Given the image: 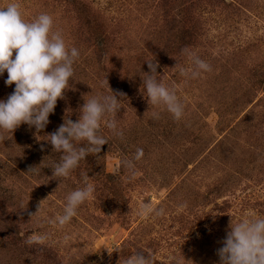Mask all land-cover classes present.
<instances>
[{"label": "rangeland", "instance_id": "1", "mask_svg": "<svg viewBox=\"0 0 264 264\" xmlns=\"http://www.w3.org/2000/svg\"><path fill=\"white\" fill-rule=\"evenodd\" d=\"M8 2L0 0V7ZM16 2L26 21L50 14L54 30L80 53L60 102L66 113L78 121L85 100L111 94L106 80L113 92L125 94L114 117L128 135V142L121 140L125 152L108 150L115 135L105 121L113 117L101 121L108 141L102 146L105 171L119 172L138 148L144 155L134 161V176L124 166L125 202L109 203L111 191L95 182L96 198L61 227L49 221L63 214L68 193L84 187L82 173L88 175L85 169L96 166H89L95 155L86 156L68 178L52 177L47 166L28 170L27 184L20 186L11 169L20 153L15 136H46L57 122L39 133L27 124L19 126L23 132L4 133L11 138L0 140V264H124L137 251L149 254L152 264H220L217 252L224 240L209 245L206 237L217 233L225 239L231 219L264 217V112L248 125L243 121L264 104V85L258 86L264 77V0ZM184 48L208 62L212 71L195 79L182 76L181 67H192ZM146 61L158 62V81L174 86L185 106L173 126L183 123L199 133L180 150H172L169 138L160 146L163 138L155 128L149 130L154 111L157 120L173 116L149 105L142 93L150 73ZM7 75L0 76V90L11 87L5 84ZM145 202L163 208L164 215H138ZM40 234L48 237L43 245L27 244L28 236Z\"/></svg>", "mask_w": 264, "mask_h": 264}, {"label": "clouds", "instance_id": "2", "mask_svg": "<svg viewBox=\"0 0 264 264\" xmlns=\"http://www.w3.org/2000/svg\"><path fill=\"white\" fill-rule=\"evenodd\" d=\"M181 51L192 63L189 69L180 68L182 76L195 79L202 73L212 71L211 65L196 53L188 48ZM79 55L77 48L66 45L61 31L54 30V20L50 14L41 13L31 21H26L16 0H9L0 7V76L7 71L5 84H15L14 91L7 99L0 100V140L10 139L4 133L13 134L21 124L34 127L37 133L45 129L58 99H64L65 91L69 89L70 79L74 76L73 64ZM146 63L150 73H146L143 79L145 91L142 93L148 104L162 107L176 121L181 120L185 106L176 88L158 81V62ZM103 84L108 86L111 94L85 100L77 122L68 119L55 132L46 135V141L53 146V151L62 153L60 162L51 166L52 177L68 178L86 156L101 152L102 146L108 143L99 134L101 121L106 116L113 117L105 121L106 127L113 135L123 137L114 117L121 109L120 101L125 94L113 92L108 80ZM152 116L154 119L160 118L155 111ZM143 155V149L138 148L132 160L124 161V166L133 176L136 174L134 161L141 160ZM35 168L30 167L29 172ZM82 179L84 187L68 193L63 214H58L50 223H58L61 227L68 224L77 215L78 208L93 196L95 187L88 182L87 173H82ZM41 205L42 201L37 212ZM138 215L160 217L164 215V209L154 208L150 202H145L139 206ZM229 228L223 246L217 252L220 264H264V217L245 218L236 223L231 219ZM47 238L46 234L30 235L26 242L29 245H43ZM107 251L111 256L113 251ZM124 264H152V261L149 254L137 251Z\"/></svg>", "mask_w": 264, "mask_h": 264}, {"label": "trees", "instance_id": "3", "mask_svg": "<svg viewBox=\"0 0 264 264\" xmlns=\"http://www.w3.org/2000/svg\"><path fill=\"white\" fill-rule=\"evenodd\" d=\"M264 85V77H260L258 80V86H263ZM15 84L11 85L10 89H1L0 90V100H6L7 97L14 91ZM2 93V94H1ZM61 99H58L57 105L55 107V110L52 114L49 116V123L53 124V122L56 120V124L52 125L54 127L53 132H55L60 125H62L65 121L68 119H71L73 122H77L73 116L69 113H66L64 109L61 107ZM260 106V105H257ZM256 106V107H257ZM264 104L261 105L262 107L261 112H257V110H252L249 112V115L243 118V121H245L246 125L249 124V121L254 120L255 117L257 118L260 116L262 112H264L263 108ZM254 115H256L254 117ZM175 119L173 117L168 118L165 117L163 120H152L149 122L152 124V127H149V130H152L155 128V134H157L158 137H162L163 139L161 140L160 146H166L164 143V140L170 139V142L168 140V144L171 146L172 150H180L181 148L185 147V141L189 142L192 141V138L199 137V133H195V131L190 130L186 124H181L179 125L178 129H176L173 126ZM264 123V119L262 120ZM24 127L22 128L18 127L17 131L23 132ZM106 130V129H105ZM100 128L99 134L104 135L105 131ZM16 131V130H15ZM123 132V137H118L114 136L110 143H109V149L108 150H115L116 152H125L124 148L122 147L125 143L124 141L121 143V140H126L127 141V134ZM143 132V130L141 131ZM24 133H21L19 136H15L18 139L16 141V147L19 148L20 153H19V161H16L15 163L11 162V169L12 173L14 174V177L18 179L20 186L23 184H27L26 180L29 178V173L28 170L30 167H39V170H42L44 167L51 168L55 163L60 162V157L62 153H58L53 151V146L48 143L46 140L48 139L47 136H42L40 137L39 134L36 135V133L28 136H33V140H31L29 137H27L26 140H24L23 135ZM154 136V135H152ZM37 137V138H36ZM104 137V136H103ZM132 141V139H131ZM128 142V141H127ZM86 143V142H85ZM192 143V142H190ZM43 146V147H42ZM79 146V145H78ZM162 149H165L161 147ZM102 154L99 153L98 155H95L96 160L95 162H90L89 166L91 165H96L92 167H87L86 172H88V176L93 183L95 187V182L102 184L105 188H107L109 191L112 193V199H109L108 202L112 203L114 201H117L118 199L122 198L123 201L125 202L126 200V194L128 192L127 186H125L123 182V174H126V171L124 170V164L121 165L120 171L112 174V173H107L105 171V163L103 161V158L105 156V150H101ZM90 155V154H89ZM88 155V156H89ZM82 161H80L81 163ZM124 163V162H123ZM237 163V162H236ZM229 164V161H225V165ZM260 173V172H258ZM38 174L43 175L44 173L38 172ZM194 178H199V175L193 174ZM16 187V185H14ZM21 191H25L24 188H20ZM18 195V194H17ZM94 198H96V191H94L93 194ZM109 203H104L103 207L111 209L112 206H109ZM111 207V208H110ZM207 232V231H206ZM207 242L210 244H213V241H220L222 242L224 239L221 240V237L217 235V233L211 235H208L207 237ZM218 238V240L216 239ZM212 241V243H210Z\"/></svg>", "mask_w": 264, "mask_h": 264}]
</instances>
